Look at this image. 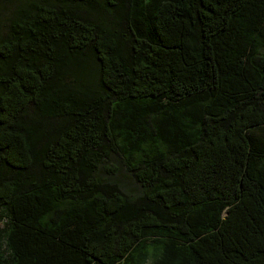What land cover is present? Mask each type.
<instances>
[{
  "label": "trees",
  "instance_id": "obj_1",
  "mask_svg": "<svg viewBox=\"0 0 264 264\" xmlns=\"http://www.w3.org/2000/svg\"><path fill=\"white\" fill-rule=\"evenodd\" d=\"M0 264H264V0H0Z\"/></svg>",
  "mask_w": 264,
  "mask_h": 264
}]
</instances>
